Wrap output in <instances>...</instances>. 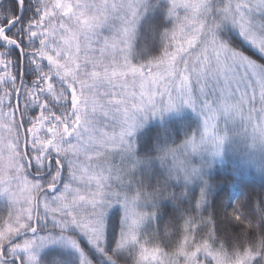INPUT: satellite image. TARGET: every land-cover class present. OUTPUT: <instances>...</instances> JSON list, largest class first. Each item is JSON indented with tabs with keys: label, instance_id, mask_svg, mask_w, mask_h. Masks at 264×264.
Masks as SVG:
<instances>
[{
	"label": "snow or ice",
	"instance_id": "obj_1",
	"mask_svg": "<svg viewBox=\"0 0 264 264\" xmlns=\"http://www.w3.org/2000/svg\"><path fill=\"white\" fill-rule=\"evenodd\" d=\"M240 140L264 176V0H0V264H264Z\"/></svg>",
	"mask_w": 264,
	"mask_h": 264
},
{
	"label": "trees",
	"instance_id": "obj_2",
	"mask_svg": "<svg viewBox=\"0 0 264 264\" xmlns=\"http://www.w3.org/2000/svg\"><path fill=\"white\" fill-rule=\"evenodd\" d=\"M192 119L190 116H186ZM220 180L232 182L233 187L229 189L233 198L239 196L244 191H264V178L256 173L245 162L237 163L231 157L214 169Z\"/></svg>",
	"mask_w": 264,
	"mask_h": 264
},
{
	"label": "rangeland",
	"instance_id": "obj_3",
	"mask_svg": "<svg viewBox=\"0 0 264 264\" xmlns=\"http://www.w3.org/2000/svg\"><path fill=\"white\" fill-rule=\"evenodd\" d=\"M187 116L191 117V114H187ZM238 146L240 149V153L239 154H234L232 153L231 150H229L225 157L224 160L222 162H218L216 165H220L222 163H224L226 161V158L231 157L235 162L237 163H246L249 167H251L256 173H258L260 175V173L257 170V167L255 165H259L262 160L261 158H257L254 162H250L251 161V156L252 155H256L259 156L261 154V150L259 148V146H257V149L255 152H251L249 153V149L247 148V141L246 140H240L238 141ZM248 153L249 155L245 156L244 154ZM264 178V176H262Z\"/></svg>",
	"mask_w": 264,
	"mask_h": 264
}]
</instances>
